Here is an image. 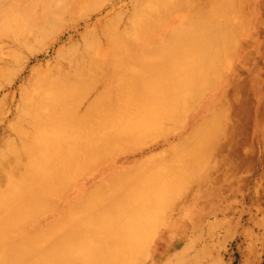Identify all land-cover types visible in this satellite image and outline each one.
<instances>
[{"label":"rangeland","instance_id":"rangeland-1","mask_svg":"<svg viewBox=\"0 0 264 264\" xmlns=\"http://www.w3.org/2000/svg\"><path fill=\"white\" fill-rule=\"evenodd\" d=\"M149 1L0 0V153L6 154L5 160L12 159V145L19 147L11 124L21 112L23 91L35 72L47 70L57 76L61 68L71 72L69 81L76 67L90 66L83 56L87 43L103 44L108 30L121 39L132 37ZM154 4L157 9L147 20L175 24L166 29L169 45L161 51L170 56L164 64H179L189 57L187 62L189 55L201 54L203 48L197 52L188 45L190 32L202 30L209 21L217 30L223 12L220 0H156ZM239 11L251 16L242 23L247 29L264 24L253 6L241 5ZM196 60L203 61L200 56ZM138 82V76L128 72L115 88L102 90L103 78L95 75L78 80L70 95L73 117L82 116L85 127L98 126L100 134L97 149L85 147L86 163L73 172L69 186H82L88 193L80 196L95 199L111 193L92 189L101 179L117 186L139 177L150 184L141 192L128 193L135 201L110 211L106 225L93 221L82 228L80 239L108 236L117 242L109 264H264V116L260 129L243 143L238 155L234 152L238 143L229 131L238 121L231 100L212 87L200 99L189 101L190 120L179 114L132 136L109 137L110 126L125 124L121 106L135 93ZM209 100L216 106L227 102L228 125L216 134L211 128L197 130L192 119L200 103ZM92 102L95 110L88 114ZM115 109L119 111L112 116ZM110 115L116 120L110 122ZM4 182L0 170V186ZM56 203L45 209L46 218L51 220L60 210Z\"/></svg>","mask_w":264,"mask_h":264},{"label":"bare ground","instance_id":"bare-ground-1","mask_svg":"<svg viewBox=\"0 0 264 264\" xmlns=\"http://www.w3.org/2000/svg\"><path fill=\"white\" fill-rule=\"evenodd\" d=\"M154 1H149L146 14L134 25L132 37L121 39L108 30L103 44L87 43L83 56L89 59L88 69L76 67L69 81L71 72L61 68L57 76L37 71L24 89L21 112L11 124L19 147L10 146V160L0 153V170L5 176L0 186V264H109L118 250L117 242L108 236L82 240L79 232L93 221L106 225L110 211L134 200L128 193L141 192L150 185L139 177L117 186L101 179L92 189L111 193L95 199L80 196L88 193L84 187L69 186L73 172L86 163L85 147L95 150L99 146V127H85L82 116L73 117L70 95L78 80L98 75L104 81L102 90H109L128 72L138 76L135 93L121 106L125 124L107 129L112 138L132 136L179 114L188 120L189 101L200 99L212 87L231 100L238 119L229 130L238 143L235 153L239 155L243 143L250 142L260 129L264 116V24L247 29L242 23L251 16L239 9L241 5L253 6L263 23L264 0H220L223 12L218 29L212 30L209 21L202 30H192L188 45L197 52L203 49L201 54L189 55L187 62L189 57L181 52L185 58L183 62L178 56L179 64H164L170 54L161 50L168 47L166 32L175 24L147 20L157 9ZM198 56L203 61L196 60ZM226 83L231 85L229 90L224 89ZM94 106L92 102L88 114ZM118 111L110 113L115 116ZM227 111L225 100L217 106L209 100L200 103L192 119L197 121V130L211 128L216 134L228 125ZM112 116L110 122L116 120ZM56 194L58 199H54ZM55 202L60 210L50 220L45 209Z\"/></svg>","mask_w":264,"mask_h":264}]
</instances>
